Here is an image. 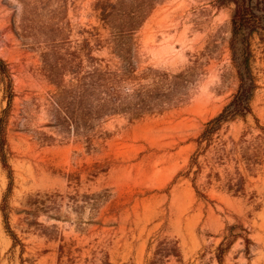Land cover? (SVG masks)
Returning <instances> with one entry per match:
<instances>
[{
    "label": "rangeland",
    "instance_id": "obj_1",
    "mask_svg": "<svg viewBox=\"0 0 264 264\" xmlns=\"http://www.w3.org/2000/svg\"><path fill=\"white\" fill-rule=\"evenodd\" d=\"M231 13L0 0V264H264V33L251 115L197 142L239 85ZM109 86L120 109L96 111Z\"/></svg>",
    "mask_w": 264,
    "mask_h": 264
},
{
    "label": "trees",
    "instance_id": "obj_2",
    "mask_svg": "<svg viewBox=\"0 0 264 264\" xmlns=\"http://www.w3.org/2000/svg\"><path fill=\"white\" fill-rule=\"evenodd\" d=\"M218 10L231 7V38L230 51L231 59L236 68L239 78L238 88L233 95L231 101L223 108V110L211 119L197 140L201 147L205 143H209L213 135L218 132L222 126L228 122H232L238 118H247L252 113V101L257 89V82L252 70V38L259 33H264V0H213ZM106 13V8H103ZM0 73L2 81L7 80V69L4 61L0 59ZM119 73L111 71L109 66L104 68L95 66L89 73L92 86H106L110 81L116 82ZM103 83V84H102ZM108 91L111 93L109 98L104 99V103L96 106V111L110 112L118 111L119 98L116 96L117 88L109 86ZM10 97L12 94L10 91ZM134 108H138L137 106ZM105 109V110H104ZM138 111V109H137ZM6 111H4L5 114ZM6 138L4 132V117L0 118V156L5 160ZM241 187L238 185V188ZM237 191L239 192V189ZM242 189V187L240 188ZM4 217L7 214L3 209ZM15 239V236L11 234ZM176 253V252H175Z\"/></svg>",
    "mask_w": 264,
    "mask_h": 264
}]
</instances>
